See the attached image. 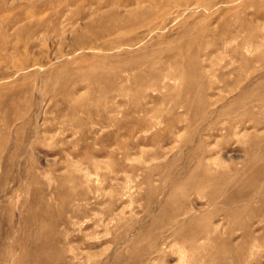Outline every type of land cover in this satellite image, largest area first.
<instances>
[{
  "label": "rangeland",
  "instance_id": "rangeland-1",
  "mask_svg": "<svg viewBox=\"0 0 264 264\" xmlns=\"http://www.w3.org/2000/svg\"><path fill=\"white\" fill-rule=\"evenodd\" d=\"M113 2L0 0V264H264V176L240 179L229 171L221 181L218 166L197 169L201 140L188 103L209 82L198 66L209 68L228 52L219 45V23L232 17L237 26L253 27L249 37L264 36V18L256 15L264 0L245 7L221 0L209 11L191 7L150 36L142 26L163 22L159 13L133 27L102 19L105 28L89 32ZM168 9L165 20L174 18ZM122 41L135 44L106 52L109 42ZM158 46L180 48V67L167 57L159 61L154 66L171 69L170 78L155 82L148 76L153 68L143 66L122 84L133 87L118 98L114 93L103 108L99 75L114 79L118 62L143 60ZM239 51L249 63L233 56L216 62L226 79L217 95L241 80L230 72L242 67L255 68L264 80V46ZM145 83L157 86L138 92ZM172 100L179 104L174 110ZM248 107L264 121V105ZM244 130L230 138L221 127L205 132L226 170L230 162L244 167ZM209 173L217 180H201ZM39 243L46 244L45 256Z\"/></svg>",
  "mask_w": 264,
  "mask_h": 264
},
{
  "label": "bare ground",
  "instance_id": "bare-ground-1",
  "mask_svg": "<svg viewBox=\"0 0 264 264\" xmlns=\"http://www.w3.org/2000/svg\"><path fill=\"white\" fill-rule=\"evenodd\" d=\"M220 1L221 0H116V2H113L110 5V7L107 6L108 9L104 7L106 10H103V8H101V10L103 11L100 13V15H98L101 19H93L88 25V30L93 34H97L101 29H104L105 27H102L100 22L102 19H113L116 22V26L121 28L129 26L133 27V24L138 20L143 19L145 17H150L155 13H159L160 17L164 18L162 19V21L164 20L163 22L158 23L155 22L156 20H147L148 23L142 26L146 30L145 34L150 36L154 32H161L169 24L178 21V18L180 19L181 13L191 11V7H194L196 11H209L212 8L216 7V5ZM229 1L230 2L228 3L232 2L231 4L241 3L240 5L245 7L247 5H250L254 0H247L245 2H243L244 0ZM97 6L103 7L102 3H99ZM170 7L171 9L173 8L175 10L172 13L174 15V18L170 20H165L169 17L168 8ZM263 8H261V10ZM256 15L259 18H264V11L257 10ZM230 18L231 19L225 20L224 22L221 21L218 27V33L221 31V34H224L223 36H225H221L222 40L219 45L224 49L228 50V52L225 51L226 56H223V54H219L216 59H214L213 64L208 66L209 68H203L201 66H198L196 70L200 74L206 72L209 75V82L200 83V86L197 90L198 96H196L195 99H188V103L191 102V114L189 119L190 122L195 125L194 137L196 139L201 140L197 147L199 153L197 151L194 154L198 157V161L195 164V167L197 169L203 170L208 169L209 171H204L207 173L211 172L214 166H218L219 168H216L215 173H219V177L217 178L221 181L228 177L229 171H232L235 176L240 179H247V177L258 178L264 176V135L260 133V129L262 125H264V121H259L258 111L252 110L251 108L253 107H248L252 105H264V80H262L261 78L263 77L262 74L255 75V68L250 66L242 67L240 70H236L235 72H230L231 74L240 77L241 80L239 79L235 82L232 81L230 84H227L224 90V95L216 94L217 90L219 89L217 84L220 82H225L226 80L225 78H221L218 75L217 69H215L216 62L219 59H224L225 57L233 56L244 60L246 64L249 63V59L240 53V48L242 47L244 49H250V47H258L261 45L264 46V36L261 35V37L257 34L253 38L249 37L250 34H253V27L250 26L249 23L241 22L240 25L237 26V21L235 19L233 20L232 17ZM24 31L25 29L22 30V32ZM142 38V36H138L136 39H134V42L140 41ZM240 38L241 40H239ZM77 42L80 45L86 43L85 38H83V36L77 37ZM236 42L237 46L235 45ZM134 44L135 43H132L130 41H127L125 43L122 41L120 42V45H116L113 42H109L107 44L108 49L106 52L115 53L117 49H119L122 45H127L128 47H130ZM99 45H101V43ZM233 45L235 46L233 47ZM229 46L232 48L229 49ZM166 57L168 58L167 60H171L172 64L175 65L177 68L180 67V48L177 51H173V48H171V46H158L150 56L146 57L143 60L138 57H133L129 62H118V66L113 72L114 79L109 78L108 72L100 74V87L101 91L103 92L101 98H103V103H105H102L103 108L108 106L109 101L114 93H116V97L118 98L120 96H123L126 92H128L131 87H133L131 84L129 87L123 88L122 84L125 81H132L131 76H134L143 66L144 69L146 67L147 70H149L148 67L153 68L152 71H148V76L153 77V79H155V82H162L170 78L169 72L171 69H167L166 66L164 68L162 67L160 69H157L154 66V64H158L159 61L165 60ZM259 57V55L256 56V58H254V61L257 62L259 60ZM229 65L231 64H228V66H226L225 68H230ZM243 76L244 79L242 78ZM176 77L178 80H180V72L177 74ZM250 77L252 80L250 79ZM248 79L251 80L250 84L248 82L246 83ZM138 81H140V78L139 76H136L135 82ZM153 83H145V86L143 85L142 87H140L138 92H145L146 90H149V88H155L157 84L155 83L152 86ZM162 86L165 89H171V86H168L167 84ZM145 95L146 93L143 96ZM228 96H232L230 101L226 100V97ZM170 102L172 104L171 107L173 110L176 109L179 105L174 100ZM114 105L115 104H113V106ZM210 107H212L211 110ZM249 119H252L251 121H253V125L250 130H248L246 127L247 121ZM219 127L225 130L227 138H230L232 134L237 135L238 128L242 127L245 129L243 134L245 135L244 138L248 137V146L243 149L244 156L246 157V161L244 163L243 168L238 169V167L236 166L237 163L235 165L234 163L230 162L226 170L223 163L224 161L221 160L219 162L220 158L214 152L213 147L210 146L209 139L205 141V132L217 131L219 130ZM217 178L212 173H209L203 175L201 180L215 181L217 180ZM223 184L224 188L225 186H228L226 182ZM214 194L209 197L211 202H214L216 200ZM232 200V196H228L224 203L225 206H228L229 208L232 203ZM228 208L226 210V215L227 217H232V214L231 212H229ZM44 248H46L45 243L38 244V252H40L43 256L46 255L45 250L43 251ZM9 254L11 253L9 252ZM18 264H21V262H19Z\"/></svg>",
  "mask_w": 264,
  "mask_h": 264
}]
</instances>
